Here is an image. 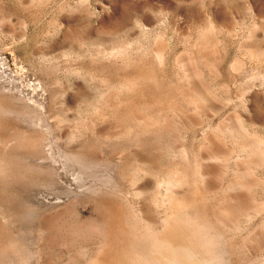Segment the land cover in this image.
Returning <instances> with one entry per match:
<instances>
[{
    "label": "rangeland",
    "instance_id": "obj_1",
    "mask_svg": "<svg viewBox=\"0 0 264 264\" xmlns=\"http://www.w3.org/2000/svg\"><path fill=\"white\" fill-rule=\"evenodd\" d=\"M134 74L153 82L119 89ZM7 95L15 133L26 122L32 137L43 134L46 172L58 178L30 191L36 213L62 225L58 240L49 231L39 240L35 218L17 225L41 254L29 264H89L114 207L160 219L164 171L182 166L180 147L187 184L176 191L193 200L189 209L228 204L236 215L210 218L218 264H264V0H0V99ZM134 105L172 133L137 134L127 117ZM149 155L159 167L138 171L136 158ZM237 180L249 185L232 188Z\"/></svg>",
    "mask_w": 264,
    "mask_h": 264
},
{
    "label": "bare ground",
    "instance_id": "obj_2",
    "mask_svg": "<svg viewBox=\"0 0 264 264\" xmlns=\"http://www.w3.org/2000/svg\"><path fill=\"white\" fill-rule=\"evenodd\" d=\"M153 78L154 76L147 74L145 76L130 75V77L121 78L122 80L118 81L119 84H117V86H119V89H131L136 82H141L142 79H144V81H148L149 79L153 82ZM4 98L5 99H0V264H29V259L34 253L37 256L39 249L34 252H31L30 248L28 250L27 246L29 245L26 244L28 242L25 239V234L30 230H28L29 228H24L25 230H28L24 234L22 229L19 230L17 228V225L19 224L21 226V223L23 224L27 222L31 224L32 222L29 220L35 218L37 220L35 230L37 233L36 235L39 236V240H41L44 233L48 231L53 232L55 241L58 240L57 235L62 229L59 220L54 218L47 221L42 218L40 213H36L39 212V207L30 202L32 200L30 194L32 186L41 185L38 186V188L43 189L42 186H45L48 178L55 182L54 180L57 178V173L53 168H50L51 171L46 172L45 164L48 154L47 151H45L43 134L40 135V133H38V135L32 137L29 133L30 127L24 121L23 124L18 125V132L15 133L13 121L15 110L14 104L12 105L14 102H11L13 97L10 99V96L7 95ZM154 104L156 103H153V105ZM147 110L148 109H145V107H137L134 105L127 111V117L135 124L134 129L137 134H144L147 132L162 136L172 133V129L168 123H166L167 121L160 119V116L158 118L151 113H147ZM160 110L162 111V109ZM20 113H24V109L21 110ZM122 118H124V115ZM27 120L29 119L27 118L26 121ZM36 125H38V123H36ZM129 129V126L128 128L121 126L120 135L122 136L126 132L128 133ZM222 133L223 132H221V134ZM139 136L141 137V135ZM141 140L138 138L135 142H138L139 144ZM248 144H243L242 146L243 149H247L249 157H251L253 148ZM235 145H237V143ZM184 149V147H180L176 151L182 166L180 167L178 165L180 163H177V165L169 166L164 171L166 178L161 182V185L163 184L164 188H162L165 192L159 202L164 213L163 216L158 220H153L148 211L140 210L137 215V220L136 218L131 219V214H126L124 210H121L120 208H112V212L108 214V218L106 220L104 219L105 221L102 220L104 221V227L102 229L101 242L98 245L97 254L95 253V257L89 261V264H218L220 262L221 259L216 245L215 236L210 230V218H214L216 222L226 223L234 219V216L236 215L234 214L233 209L230 206H227L228 204L217 205L215 211L213 210L209 214L208 211L199 212L191 211L189 209L193 205V200H188L189 198L187 199V196L182 192V195H178L176 191L177 187L180 188L185 186L180 185L187 184L188 170L186 163L188 161L187 151ZM76 156L77 155L72 154L71 157L72 159H76ZM158 157L155 155L137 157L136 160L139 163L138 171H145L147 169L153 171L158 168ZM208 158H210V156ZM31 160L34 162V167L29 164ZM199 168L200 170L196 171L199 177L204 180L206 172L202 170L201 167ZM193 169L194 168H192V170ZM52 181H50V183ZM248 185V183L237 180L231 185V187L239 189L240 187L245 188ZM157 186H159V183ZM39 192H35L34 197L36 194H39ZM41 194L42 193L39 195ZM30 224L28 226H30ZM19 225L18 227H20ZM67 230H70V227Z\"/></svg>",
    "mask_w": 264,
    "mask_h": 264
}]
</instances>
